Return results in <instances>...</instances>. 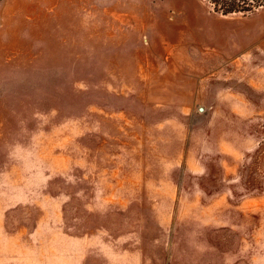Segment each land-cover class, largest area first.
<instances>
[{
	"label": "rangeland",
	"instance_id": "obj_1",
	"mask_svg": "<svg viewBox=\"0 0 264 264\" xmlns=\"http://www.w3.org/2000/svg\"><path fill=\"white\" fill-rule=\"evenodd\" d=\"M0 264H264V9L0 0Z\"/></svg>",
	"mask_w": 264,
	"mask_h": 264
},
{
	"label": "trees",
	"instance_id": "obj_2",
	"mask_svg": "<svg viewBox=\"0 0 264 264\" xmlns=\"http://www.w3.org/2000/svg\"><path fill=\"white\" fill-rule=\"evenodd\" d=\"M214 10L223 16H247L258 10L264 9V0H204Z\"/></svg>",
	"mask_w": 264,
	"mask_h": 264
},
{
	"label": "crops",
	"instance_id": "obj_3",
	"mask_svg": "<svg viewBox=\"0 0 264 264\" xmlns=\"http://www.w3.org/2000/svg\"><path fill=\"white\" fill-rule=\"evenodd\" d=\"M256 12H258V11H256ZM256 12H254V13H256ZM214 14H216V15H219V16H222V17H230V16H238V15H229V16H223V15H220V14H218V13H215L214 12ZM253 14V13H252ZM249 15H251V14H249ZM248 16V15H247ZM245 17V16H244ZM245 60L247 61V62H249L250 60H249V58L246 56V58H245ZM232 62H233V64H235V63H239L238 62V60H231Z\"/></svg>",
	"mask_w": 264,
	"mask_h": 264
}]
</instances>
